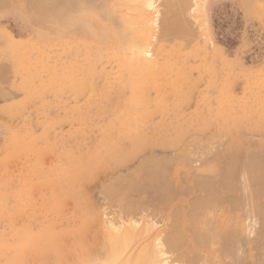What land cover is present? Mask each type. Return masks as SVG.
<instances>
[{
    "label": "rangeland",
    "instance_id": "1",
    "mask_svg": "<svg viewBox=\"0 0 264 264\" xmlns=\"http://www.w3.org/2000/svg\"><path fill=\"white\" fill-rule=\"evenodd\" d=\"M40 1L0 0V264H264V0L169 35L164 0Z\"/></svg>",
    "mask_w": 264,
    "mask_h": 264
},
{
    "label": "bare ground",
    "instance_id": "2",
    "mask_svg": "<svg viewBox=\"0 0 264 264\" xmlns=\"http://www.w3.org/2000/svg\"><path fill=\"white\" fill-rule=\"evenodd\" d=\"M45 1H48V0H41V1L38 2V3H43L42 5L45 6V5H44ZM51 1H53L52 3H55V4H56V8H53V6H51V7H52V8H51L52 11H53V12L55 11V12L53 13V14H54V18H56V20L58 19V21H61V22H62L63 20H66V18H68V16H69V15L71 14V12H72V8H71V6H68V4L65 2V3H66L65 6H64V7H61L60 9H58V8L60 7L59 5H62V4L64 3L65 0H51ZM66 1H67V0H66ZM128 1H133V2H136V1H137V2H141V3H143L144 5H146V6H148V7H151V6H152L151 3H150V0H128ZM175 1L178 2V0H175ZM180 1H181V2H179L180 4H178L179 6H177V3L175 2V4H174V1H173V0H164V7H165L164 15H165V16L168 15V18H167V17H164V18H167V19H166L165 21L163 20L165 23H163V24H164V26H163L164 28H163V27H162V28H163V30L165 29V30L163 31V32L166 31L165 34H166V33H167V34H168V33H171L172 30L174 29V26L176 25V24L174 25V23H177V22H174V21H175V18H174V17L176 16V14H178V13H177L178 11L175 12L176 10H178L177 8L175 9V6L181 8L182 6L185 5V3H186V5H187V2H186L187 0H180ZM190 1H191V0H190ZM190 1H189V2H190ZM203 1H205V0H198L197 6H198L200 9H202ZM162 2H163V1H162ZM189 2H188V4H189ZM46 3H47V2H46ZM46 3H45V4H46ZM190 4H191V2H190ZM33 6H34V5H33ZM35 6H36V5H35ZM58 6H59V7H58ZM39 7H41L40 9H42V6H39ZM187 7H189V6H187ZM32 8H33V7H32ZM48 8H49V7H48ZM184 8H185V7H184ZM181 9H182V8H181ZM162 10H163V9H162ZM179 10H180V9H179ZM183 10H184V9H183ZM42 11H45V13H46V10H44V7H43V10H42ZM185 11H186V10H185ZM187 11H188V10H187ZM39 13H42L41 10H39ZM165 13H168V14L166 15ZM43 14H44V13H43ZM43 14H42V15H43ZM46 14H47V13H46ZM179 14H180L181 19H183L184 17L182 18V14H181V12H179ZM186 14H187V13H186ZM37 15H38V14H37ZM42 15H41V16H42ZM39 16H40V15H39ZM183 16H184V15H183ZM180 17H179V18H180ZM185 17H186V16H185ZM34 18H36V17H34ZM41 18H43V17H41ZM45 18L48 19V17H47L46 15H45ZM45 18H44V19H45ZM164 18H163V19H164ZM176 19H177V18H176ZM39 20H41L40 17H39ZM37 21H38V20H37ZM43 21H44V20H43ZM177 21H178V20H177ZM184 21H185V20H184ZM184 21H181V22H184ZM38 22L40 23V21H38ZM44 23H45V22H44ZM44 23H43V24H44ZM178 23H179V21H178ZM47 24H48V23H46V25H47ZM180 25H181V24H179V25L177 24V27H179ZM182 25L184 26L185 24H182ZM49 26H50V25H49ZM49 26H48V27H49ZM175 28H176V27H175ZM159 29H160V28H159ZM178 29H179V28H178ZM179 30H180V29H179ZM169 31H170V32H169ZM173 31H174V30H173ZM177 31H178V30L176 29V32H177ZM176 32H174V33H176ZM178 33H179V32H178ZM92 34H93V33H92ZM168 35H169V34H168ZM168 35H167V36H168ZM165 36H166V35H165ZM102 39H103V38H102ZM102 41H103V40H102ZM146 128H147V127H146ZM142 131H143V130H142ZM221 136H222V134H221ZM218 138H219V137H218ZM221 140H222V139H221ZM218 141H220V140H217V142H218ZM207 142H208V141H207ZM202 143H203V142H202ZM219 143H220V142H219ZM192 144H193V143H192ZM212 144H214V143L212 142ZM209 145L212 146L211 144H209ZM219 145H220V144H219ZM219 145H218V146H219ZM261 145H262V144H261ZM192 146H193V145H192ZM203 146H205V144H204ZM262 146H263V145H262ZM205 147H206V146H205ZM188 148H189V147H188ZM190 148H191V147H190ZM199 148H201V147H199ZM219 148H220V147H219ZM262 148H263V147H262ZM192 149H193V147H192ZM202 149H204V148H202ZM205 149L207 150V149H209V148H205ZM196 150H197V149H196ZM209 150H210V149H209ZM211 150H212V148H211ZM213 150H214V149H213ZM191 151H192V150H191ZM191 151H190V152H191ZM202 151H203V150H202ZM204 152H205V150H204ZM204 152H202V153H204ZM249 152H250V151H249ZM192 153H193V151H192ZM199 153H200V152H199ZM210 153H211V151H210ZM216 153H217V152H216ZM194 154H195V152H194ZM205 154H206V153H205ZM232 154H233V153H232ZM192 155H193V154H192ZM192 155H191V156H192ZM208 155H209V153H208ZM235 155H236V154H235ZM250 155H251V154H250ZM257 155H258V153H257ZM203 156H204V154H203ZM259 156H260V155H259ZM230 157H232V155H231ZM230 157H228V158H230ZM198 158H199V157H198ZM226 158H227V157H226ZM255 158H256V157H255ZM258 158H259V157H258ZM199 159H200V158H199ZM201 159H202V155H201ZM252 159H253V156H252L251 160H252ZM192 160L194 161V159H192ZM193 161H191V162H193ZM202 161H203V160H202ZM202 161H201V162H202ZM231 161H232V160H231ZM253 161H254V160H253ZM253 161H251V162H253ZM257 161H258V159H257ZM257 161H256L255 163H257ZM157 162H158V161H157ZM157 162H156V163H157ZM167 162H168V161H167ZM169 162H170V161H169ZM259 162H260V159H259ZM259 162H258V163H259ZM216 163H219V162H216ZM228 163H229V162H228ZM258 163H257V164H258ZM152 164H153V163H152ZM164 164H165V163H164ZM166 164H169V163H166ZM171 164H172V163L170 162V165H171ZM226 164H227V163H226ZM230 164H232V163H230ZM230 164H229L228 166H230ZM248 164H250V162H249ZM259 164H260V163H259ZM160 165H162V164H160ZM156 166H157V165H156ZM245 166H246V165H245ZM251 166H252V164H251ZM253 166H254V165H253ZM153 167H155V166H153ZM159 167H160V166H159ZM220 167H221V166H220ZM220 167H218V169H219ZM230 167H231V166H230ZM230 167H228V168L226 169L225 172H227V171L229 172V170L231 171L232 169H230ZM259 167H260V166H259ZM156 168H157V167H156ZM248 168H249V167H248ZM252 168H253V167H252ZM257 168H258V167H257ZM146 169H147V168H146ZM152 169H153V168H152ZM161 169H162V168H161ZM166 169H167V168H166ZM224 169H225V168H224ZM253 169H254V168H253ZM149 170H150V169H149ZM162 170H163V169H162ZM221 170H223V169L221 168V169L218 171V173L221 172ZM246 170H247V168H246ZM255 170H256V169H255ZM258 170H259V169H258ZM147 171H148V170H147ZM150 171H151V170H150ZM249 171H251V170L248 169V172H249ZM260 171H261V170H260ZM262 171H263V170H262ZM152 172H153V170H152ZM152 172H151V173H152ZM158 172H159V171H158ZM166 172H167V171H166ZM235 172H236V171H235ZM246 172H247V171H246ZM263 172H264V171H263ZM163 173H164V172H163ZM167 173H168V172H167ZM218 173H217V174H218ZM249 173L252 174V172H249ZM249 173H248V174H249ZM255 173H256V172H255ZM164 174H165V173H164ZM164 174H163V175H164ZM222 174H223V173H222ZM226 174H228V173H226ZM230 174H231V172H230L227 176H229ZM237 174H238V172H237ZM117 175H118V173H117ZM121 175H122V174H121ZM136 175H137V174H136ZM153 175H154V174H153ZM241 175H242V174H241ZM256 175H257V174H256ZM256 175H255V176H256ZM259 175L261 176V173H260ZM224 176H225V174H224ZM243 176H244V175H243ZM247 176H248V175H247ZM252 176H253V174H252ZM262 176L264 177V175H262ZM262 176H261V177H262ZM201 177H202V176H201ZM201 177H200V178H201ZM203 177H204V175H203ZM205 177H206V176H205ZM229 177H230V176H229ZM237 177H238V176H237ZM244 177H245V176H244ZM253 177H254V176H253ZM253 177H251V178H253ZM263 177H262V179H263ZM150 178H151V177H150ZM162 178H163V177H162ZM165 178H166V177H165ZM209 178H210V177H209ZM220 178H221V177H220ZM226 178H228V177H226ZM249 178H250V177H249ZM254 178H255V177H254ZM116 179L119 180L120 178H119V179L116 178ZM148 179H149V178H148ZM190 179H191V178H189V180H190ZM194 179H195V178H194ZM217 179H218V178H217ZM221 179H222V178H221ZM223 179H224V177H223ZM233 179H234V178H233ZM233 179H232V180H233ZM235 179H237V178H235ZM129 180H130V179H129ZM214 180H215V179H214ZM214 180H213V182L216 181V180H215V181H214ZM226 180H227V179H226ZM228 180L231 181V179H228ZM237 180H238V179H237ZM250 180H251V179H250ZM256 180H257V179H256ZM256 180H255V181H256ZM258 180H259V183H260V179H258ZM258 180H257V182H258ZM110 181H111V180H110ZM114 181H115V180H114ZM135 181H136V180H135ZM138 181H139V180H138ZM151 181H152V180H151ZM218 181H220V180H218ZM241 181H242V179H241ZM136 182H137V181H136ZM146 182H147V181H146ZM164 182H165V181H164ZM202 182H203V181H202ZM224 182H225V181H224ZM232 182H233V181H231V183H232ZM239 182H240V180H239ZM251 182H252V180H251ZM253 182H254V181H253ZM262 182H263V180H262ZM113 183H114V182H113ZM153 183H154V182H153ZM196 183H197V182H196ZM218 183H219V182H218ZM226 183H227V182H226ZM118 184H119V183H118ZM209 184H210V183H209ZM211 184H212V183H211ZM214 184H217V182H215ZM238 184H239V183H238ZM253 184H256V183H253ZM78 185H79V184H78ZM112 185H113V184H112ZM152 185H153V184H152ZM172 185H173V184H172ZM172 185H171V186H172ZM206 185H207V184H206ZM230 185H231V184H230ZM234 185H235V184H234ZM241 185H242V184H241ZM263 185H264V184H263ZM109 186H110V185H109ZM131 186H132V185H131ZM157 186H158V185H157ZM171 186H170V187H171ZM203 186H204V185H203ZM207 186H208V185H207ZM207 186H206V187H207ZM113 187H115V185H114ZM117 187H119V186H116V188H117ZM172 187H173V186H172ZM206 187H205V188H206ZM210 187H211V186H210ZM224 187H225V186H224ZM224 187H223V189H224ZM237 187H238V185H237ZM258 187H259V186H258ZM102 188H103V186H102ZM168 188H169V187H168ZM197 188H198V187H197ZM211 188H212V187H211ZM104 189H105V187H104ZM104 189H103V190H104ZM118 189H120V188H118ZM133 189H134V188H133ZM139 189H140V188H139ZM225 189L227 190L226 187H225ZM228 189H229V188H228ZM259 189H260V188H259ZM101 190H102V189H101ZM105 190H106V189H105ZM134 190H135V189H134ZM169 190H170V189H169ZM218 190H219V189H218ZM106 191H107V190H106ZM111 191H112V190H111ZM111 191H110V192H111ZM131 191H132V190H131ZM212 191H213V190H212ZM222 191H223V190H222ZM229 191H230V190H229ZM229 191H228V192H229ZM231 191H232V190H231ZM100 192H101V191H100ZM214 192H215V191H214ZM228 192H227V193H228ZM262 192H264V190H263ZM105 193H106V192H104V194H105ZM108 193H109V192H108ZM117 193H118V192H117ZM136 193H137V192H136ZM164 193H165V192H164ZM211 193H212V192H211ZM260 193H261V192H260ZM111 194H112V193H111ZM225 194H226V193H225ZM254 194H255V193H254ZM261 194H262V193H261ZM105 195H107V194H105ZM105 195H104V197H105ZM114 195H116V197H117V194H114ZM167 195H168V194H167ZM171 195H172V194H171ZM171 195H170V196H171ZM210 195H211V194H210ZM212 195H214V194H212ZM111 196H112V195H111ZM203 196H204V195H203ZM215 196H216V195H215ZM221 196H222V195H221ZM259 196H260V195H259ZM261 196H264V194H262ZM210 197H211V196H210ZM219 197H220V196H219ZM173 198H174V197H173ZM198 198H199V197H198ZM204 198H206V197H204ZM107 199H108V198H107ZM122 199H123V198H122ZM132 199H133V198H132ZM132 199H131V200H132ZM139 199H141V198H139ZM195 199H196V198H195ZM129 200H130V199H128V202H129ZM136 200H137V198H136ZM141 200H142V199H141ZM201 200H202V199H201ZM207 200H209V199H207ZM220 200H221V199H220ZM107 201H108V200H107ZM107 201H106V202H107ZM117 201H118V200H117ZM194 201H195V200H194ZM211 201H212V200H211ZM136 202H137V201H136ZM215 202H216V201H215ZM126 203H127V202H126ZM166 203H167V202H166ZM197 203H198V202H197ZM224 203H225V202H224ZM107 204H109V202H108ZM110 204H112V203H110ZM190 204H191V203H190ZM205 204H207V203H205ZM112 205H113V204H112ZM261 205H263V204H261ZM261 205H260V207H263V206H261ZM114 206H115V205H114ZM125 206H126V205H125ZM138 206H139V205H138ZM143 207H144V206H143ZM191 207H192V206H191ZM202 207H203V206H202ZM202 207H201V208H202ZM253 207H254V206H253ZM258 207H259V206H258ZM128 208H129V207H128ZM197 208H198V207H197ZM209 208H210V207H209ZM129 209H130V208H129ZM263 209H264V208H262V212H263ZM212 210H213V208H212ZM244 210H245V209H244ZM253 210H254V209H253ZM127 211H128V209H127ZM178 211H179V210H178ZM189 212H190V211H189ZM85 213H86V212H85ZM85 213H84V214H85ZM125 213H126V212H125ZM255 213H256V212H255ZM258 213H260V215H261V212H258ZM263 213H264V212H263ZM187 214H188V213H187ZM172 215H173V214H172ZM197 215H200V214H197ZM260 215H259V216H260ZM194 216H195V215H194ZM194 216H193V217H194ZM212 216H213V215H212ZM261 216H263V215H261ZM171 218H172V217H171ZM261 218H262V217H261ZM261 218H260V220H262ZM213 220H214V218H213ZM263 221H264V220H262L261 222L259 221V222L261 223V224H260L261 226H262V222H263ZM210 222H212V221H210ZM192 223H193V221H192ZM223 223H224V222H223ZM204 224H205V223H204ZM227 225H228V224H227ZM229 227H230V229H231L232 225L229 226ZM229 227H228L227 229H229ZM263 227H264V226L261 227L262 230H264ZM261 228H260V231H261ZM238 230H239V228H238ZM116 231L119 232V230H116ZM222 231H223V230H222ZM226 231H227V230H226ZM228 231H229V230H228ZM228 231H227V233H228ZM258 231H259V230H258ZM260 231H259V232H260ZM224 232H225V230H224ZM224 232H223V236L225 237L226 234L224 235ZM259 232H258V233H259ZM225 233H226V232H225ZM229 233H230V232H229ZM232 233H233L234 236H235L234 231H233ZM114 234H115V233H114ZM221 234H222V232H221ZM233 234H232V235H233ZM262 234L264 235V232H263V231L260 232V236H263ZM116 235L118 236L117 233H116ZM195 235H196V234H195ZM195 235H194V236H195ZM208 235H209V234H208ZM236 235H237V234H236ZM258 235H259V234H258ZM111 236H112V235H111ZM223 236H222V237H223ZM226 236H227V238L229 239L228 234H227ZM234 236H233V237H234ZM238 236H239V234H238ZM196 237H197V235H196ZM224 237H223V238H224ZM233 237H232V238H233ZM263 237H264V236H263ZM263 237H260V238H263ZM111 238H112V237H111ZM169 238H170V237H169ZM232 238H231V239H232ZM127 239H128V237H127ZM167 239H168V238H167ZM258 239H259V238H258ZM206 240H208V239H206ZM221 240H222V239H221ZM223 240H224V239H223ZM226 240H227V239H226ZM178 241H179V240H178ZM178 241H177V242H178ZM184 241H185V240H184ZM224 241H225V240H224ZM227 241H228V240H227ZM257 241H258V240H257ZM200 242H201V241H200ZM206 242H207V241H206ZM225 242H226V241H225ZM230 242H231V240H230ZM172 243H173V242H172ZM181 243H182V242H181ZM204 243H205V242H204ZM263 243H264V241H263ZM60 244H61V243H60ZM168 244H169V241H168ZM170 244H171V243H170ZM173 244H174V243H173ZM176 245H179V244L177 243ZM181 245H182V244H181ZM181 245H180V246H181ZM230 245H231V244H230ZM257 245L259 246V248L256 246L257 249H260V250H261L262 246H260V244H257ZM174 246H175V245H174ZM174 246H173V247H174ZM226 246H228V245H226ZM177 247H178V246H177ZM177 247H176V248H177ZM256 247L254 246V249H255ZM263 247H264V246H263ZM168 248H169V247H168ZM177 249H178V248H177ZM254 249H253V250H254ZM174 250H175V249H174ZM174 250H172V251H174ZM251 250H252V247H251ZM255 250H256V249H255ZM263 250H264V248H263ZM249 251H250V250H248V252H249ZM258 251H259V250H258ZM229 252H230L231 256H234V255L231 253V251H229ZM229 252H228V253H229ZM248 252L245 253V255H244L243 257H239L238 261H240L242 264H255L254 261H256V259L254 260V256L252 257L250 254H248ZM259 252H260V251H259ZM263 252H264V251H263ZM173 253H174V252H173ZM196 253H197V252H196ZM233 253H235V252H233ZM181 254H182V253H181ZM181 254H180V255H181ZM194 254H195V253H194ZM236 254H237V253H236ZM255 255H256V254H255ZM257 255H260L259 257L257 256L258 259H259V258L261 257V252H260V254H257ZM262 255H264V254L262 253ZM163 256H164V253H163L162 255L160 254V258H157V260H155V264H169V263H168L169 260H167V259H166L165 257H163ZM174 256H175V255H174ZM231 256H230V257H231ZM157 257H159V255H158ZM180 257H181V256H180ZM257 257L255 256V258H257ZM194 258H196V257H194ZM232 258H233V257H232ZM232 258H231V259H232ZM235 258H236V257H235ZM237 258H238V257H237ZM154 259H155V258H154ZM158 259H160V260H158ZM175 259H177V257H176ZM190 259H191V258H190ZM248 259H249L250 263H249ZM252 259H253V260H252ZM260 259H264V256L261 257ZM193 260H195V259H193ZM214 260H215V261H218L217 258H216V259L214 258ZM235 261H236V260H235ZM257 261H258V260H257ZM257 261H256L257 264H260V263H261V260H259V261H260L259 263H258ZM263 261H264V260H263ZM153 262H154V260H153ZM187 262H188V261H187ZM195 262H196V261H195ZM235 263H236V262H235ZM153 264H154V263H153ZM216 264H219V263L217 262ZM221 264H222V263H221ZM223 264H224V263H223ZM261 264H263V263H261Z\"/></svg>",
    "mask_w": 264,
    "mask_h": 264
}]
</instances>
